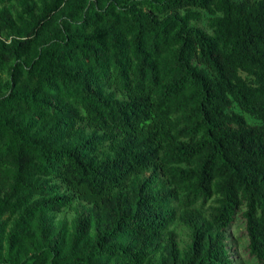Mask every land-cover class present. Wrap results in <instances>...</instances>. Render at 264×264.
Instances as JSON below:
<instances>
[{
  "label": "trees",
  "instance_id": "1",
  "mask_svg": "<svg viewBox=\"0 0 264 264\" xmlns=\"http://www.w3.org/2000/svg\"><path fill=\"white\" fill-rule=\"evenodd\" d=\"M4 84L0 264H264V0H0Z\"/></svg>",
  "mask_w": 264,
  "mask_h": 264
},
{
  "label": "rangeland",
  "instance_id": "2",
  "mask_svg": "<svg viewBox=\"0 0 264 264\" xmlns=\"http://www.w3.org/2000/svg\"><path fill=\"white\" fill-rule=\"evenodd\" d=\"M2 81L8 80V75L6 73H2L1 75ZM7 89V85L4 84L0 88V95L4 93ZM232 109L234 111H239V107L237 105H233ZM245 118L248 121H254V118L247 113H243ZM150 170H145L143 173L139 174V177H144L149 174ZM212 196L205 202V205L212 204ZM78 206L76 202H73L71 206L64 207L61 210L53 213V218L55 221L64 220L67 223L73 218L75 214V209ZM242 206H240L234 215L232 221L224 228L223 232L225 234L226 244L225 248L228 252V260L231 264H260L253 257L247 254L245 250V246L247 243V239L244 233V221L240 216L239 212L242 210ZM170 227H173L175 231H180L182 236L184 231L179 229L176 224H171Z\"/></svg>",
  "mask_w": 264,
  "mask_h": 264
}]
</instances>
